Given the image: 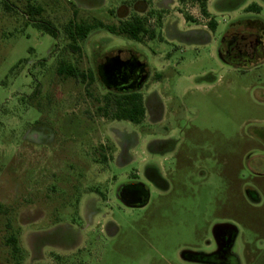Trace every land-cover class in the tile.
<instances>
[{
  "label": "rangeland",
  "instance_id": "rangeland-1",
  "mask_svg": "<svg viewBox=\"0 0 264 264\" xmlns=\"http://www.w3.org/2000/svg\"><path fill=\"white\" fill-rule=\"evenodd\" d=\"M123 1L87 13L77 4L102 0H0V264H214L213 230L223 223L237 230V264H264V63L243 73L222 64L216 41L189 44L204 39L190 25L212 29L195 0L153 10L154 39L97 27L78 40L80 52L71 49V21L119 24L109 9ZM253 4L262 9L247 11ZM210 9L216 40L231 23L264 22V0H211ZM41 20L58 38L34 25ZM122 49L149 63L142 94L149 108L164 106L165 119L104 115L97 63ZM61 61L86 78L60 75ZM130 136L138 161L123 167L112 153ZM136 170L150 199L129 208L114 187Z\"/></svg>",
  "mask_w": 264,
  "mask_h": 264
},
{
  "label": "flooded vegetation",
  "instance_id": "flooded-vegetation-1",
  "mask_svg": "<svg viewBox=\"0 0 264 264\" xmlns=\"http://www.w3.org/2000/svg\"><path fill=\"white\" fill-rule=\"evenodd\" d=\"M177 1L183 3L180 0ZM261 9L262 7L260 6H258V8H254V10L258 11H260ZM211 18L212 17L209 18V22ZM211 32L216 34V29L214 31L213 29H211ZM210 40L211 42L216 41L217 55L219 56L222 64L228 66L229 68H233L242 71L243 73H247L261 68L264 63L263 21L249 20L238 23H231L227 27L221 38L216 40L215 36H213ZM137 41L140 43L142 42L139 40ZM117 55H119L121 60L123 61L130 60L132 62H130V64H128L126 68H123V73L119 76V79L116 81V83L112 86L111 89H108L100 75V67L106 62L108 58L115 57ZM73 65L76 66L75 64ZM149 67V63L141 58V55L138 51H136L135 49H122L106 56H103V58H100V61H98L97 63L96 69L97 77L108 92L128 93L138 91L142 93V90L146 87V85L151 79ZM126 72L127 75L124 74ZM145 75H147L146 81L140 84L142 78ZM127 77H130V80L127 82H123V80H125ZM156 77L161 78L162 76L160 74H156ZM133 87H135V89H132ZM35 93L39 95V86L38 90H36V92H33V94ZM145 106L146 117L148 116V114H150L151 117L154 118L153 120H155L156 122L165 119V108L163 105L153 108H149L146 104ZM134 143L135 140L132 136H130V138L125 137L124 140L121 141V147L118 153H116L115 151H113L112 153V157L114 158L113 162H115L116 164L119 163L123 167L137 162L138 159H134L133 154V147L135 146ZM135 152L138 153L137 150ZM150 156L154 155H148L147 158H145L141 163L146 164L147 162H149L148 160L154 158ZM139 174V171L136 170L135 173L128 175L127 181L114 187V200L129 208L143 207L148 203L150 199V189L145 182L140 181V179L138 178ZM107 232L109 235H113L115 231ZM236 236V228L229 223H223L215 226L213 230V247L211 252V258L214 264L238 263V258L233 250Z\"/></svg>",
  "mask_w": 264,
  "mask_h": 264
},
{
  "label": "trees",
  "instance_id": "trees-1",
  "mask_svg": "<svg viewBox=\"0 0 264 264\" xmlns=\"http://www.w3.org/2000/svg\"><path fill=\"white\" fill-rule=\"evenodd\" d=\"M182 2H186L187 0H180ZM201 9V13L210 18L211 14L208 11V0H195ZM254 8H258L256 5H251L247 8V10H251ZM38 8V13H39ZM154 15L155 12H151ZM186 19L192 21V17L190 15L186 16ZM148 17H142L138 15L131 16L128 20L121 21L119 24H108L100 20H94V22L87 21H71L68 25L67 34L69 38L72 40V44H70L71 49L74 51L80 52L81 47L77 44L78 40L84 39L88 36L89 32L93 28L101 27L105 28L112 33L115 34H125L134 40L142 41L145 36H149L150 39H154L156 37V31L150 30L148 27ZM34 25L38 27V29L44 30L55 38L59 36V30L49 21H38L35 22ZM209 25L213 30L216 29L217 22L214 18H211ZM59 73L60 75L66 77H82L86 78L84 72L80 71L76 66L67 62L61 61L59 65ZM91 78H94V75L91 74ZM104 107L102 110L104 111V115L112 120H127L134 124H141L146 117V106L144 96L141 92L133 91L128 93H116V92H108L104 96ZM7 244L13 247V254L17 255L22 252L20 247V240L16 236L8 237Z\"/></svg>",
  "mask_w": 264,
  "mask_h": 264
},
{
  "label": "crops",
  "instance_id": "crops-1",
  "mask_svg": "<svg viewBox=\"0 0 264 264\" xmlns=\"http://www.w3.org/2000/svg\"><path fill=\"white\" fill-rule=\"evenodd\" d=\"M105 0H102V3L100 2L98 5H93V4H87V3H78L77 7L82 9L83 11L89 13L90 11H92V9L96 8V7H100L102 6V4L104 3ZM210 3L211 0H208V11L211 14V16L213 15V12L210 9ZM180 7V3L177 0H127V1H123V3L114 6L112 8L109 9L110 15L116 20H120V21H125L128 20L131 16L133 15H138V16H142V17H148L150 18H154V17H150L149 14L152 15L151 12H153V10L155 9H159V10H167L170 9V7ZM175 13L177 15H179L180 17H182V23L183 25H187L189 22L187 21V19L184 17L183 13L175 11ZM192 13H195V9L193 10ZM215 18V16H214ZM216 20V18H215ZM166 17H162V26L160 27L161 29V33L162 36L164 38L163 42L166 41V37L165 36V30L167 29V22H166ZM218 23H220L217 20ZM106 23V22H105ZM155 27V25L153 26ZM193 27H195V29H202V35H203V40L201 42L199 41H190L189 44H191L192 46L196 47L197 45H201V44H206V43H211V38L213 37V34L211 32V30L208 28V26L206 24L204 25H190V28L193 29ZM194 29V30H195ZM193 30V31H194ZM170 41L175 40L174 37L172 35H170ZM154 54L156 55L157 59L159 60V62H163L168 60L169 56L168 54H164V53H160L157 54V52H154ZM165 68V65L163 66Z\"/></svg>",
  "mask_w": 264,
  "mask_h": 264
},
{
  "label": "water",
  "instance_id": "water-1",
  "mask_svg": "<svg viewBox=\"0 0 264 264\" xmlns=\"http://www.w3.org/2000/svg\"><path fill=\"white\" fill-rule=\"evenodd\" d=\"M130 60L123 61L121 60L120 56L117 55L115 57L108 58L104 64L101 65L100 67V75L102 77V80L104 81L105 85L108 87V89H111L112 86L116 83V81L119 79V76L123 73V68L130 64ZM142 64V63H139ZM127 75V72L124 73ZM147 75H145L142 78V81L140 82L143 83L146 81ZM130 80V77H127L123 82H127ZM132 89H135L133 87Z\"/></svg>",
  "mask_w": 264,
  "mask_h": 264
}]
</instances>
